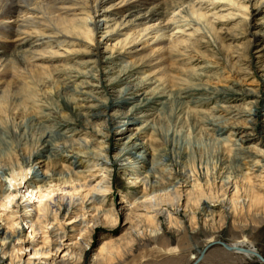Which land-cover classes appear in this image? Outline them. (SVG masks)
<instances>
[{
    "label": "rangeland",
    "instance_id": "obj_1",
    "mask_svg": "<svg viewBox=\"0 0 264 264\" xmlns=\"http://www.w3.org/2000/svg\"><path fill=\"white\" fill-rule=\"evenodd\" d=\"M210 2L211 4L207 2L202 6V12L208 11L207 14L214 12L216 16L224 15L225 18L233 15L228 14L232 12L229 4L222 1L210 0ZM113 4L115 5L116 2ZM248 11V16L241 13L236 18H223L220 22L214 23V30L220 31L221 38L227 39L222 41L223 49L220 55L213 48L212 43L204 38L205 36L200 37L193 32V28L185 27L184 22L167 26L169 29L167 35L174 37L172 36L175 33L174 28L181 27L184 29L185 37L181 39L183 44L181 47L176 48V51H168V56L165 54L163 57H158L160 53L150 55L155 51L154 46L132 55H130L131 50L138 51L141 48L140 45H136L131 50L113 48L111 52L116 38H112L107 43V49L102 55H100L101 52L84 55L81 52L82 48L76 46L77 43L49 53L44 52L42 46L37 47L44 62L29 65L34 71L32 75L36 73L41 79L46 78L48 72L55 73L61 69L81 73L91 71L93 64H86L85 61L99 60L112 53L113 63L100 67L107 68L106 71L111 68L104 79V85L114 83L110 86V92H104L99 85L96 89L90 88L91 92L90 89L86 90L90 92L89 95L92 93L90 98L100 100L99 102L115 98L118 91L122 89L140 85L142 78L146 75L153 74L155 80L161 79L166 82L163 92L168 94L170 91L173 101L168 100L166 94L163 98H153V94L150 93L151 88L143 86L139 94L137 93L142 97L127 106L112 110L119 115V121L123 122L128 118L135 120L136 124L122 137L113 134L111 130L108 141H101V144L98 139L94 141L92 135L96 131L104 134L105 131H101L103 126L109 128L104 117L87 120L89 121L87 124L84 121H78L74 111L70 113L69 107L65 102L59 101L57 94L48 93L52 84L56 87L53 82L58 81L56 85H59L65 72L55 73L53 79L45 81L47 85L44 88H38L23 66H10L13 68L11 77L4 83L13 85L17 92L15 97L22 107L11 110L10 106L11 109L0 110V166L11 162L9 165L13 166L15 174H21L20 171L23 173L21 175L27 174L20 157L35 160L37 154L34 153L42 149L41 140L44 132L42 125L46 128H44L45 131H51L63 138H70L73 143L69 144L75 150L79 141L92 145L95 152H99V147L112 149L107 154V160L109 164L112 162L115 164L113 169L115 176L112 178L104 175L103 167L92 159H89L90 161L87 159L81 169H76L75 165L79 164L80 159H77L74 165L71 159L60 160L57 156L58 152H55L52 155L53 160H46L50 156L46 149L42 151L48 174L57 173L61 170L60 166H64L62 172L71 171L77 175L54 177L53 185L56 186H51L47 190V192L53 191L47 202L49 206L47 213H29L25 218L24 214L30 211L27 209L32 206L36 208L37 204H27L29 191H25L24 181L21 182L20 177L16 178L13 188L19 193H12L14 196L17 195L16 199L12 200L8 206L5 204L7 208L0 209V225L4 230L23 228L18 239L25 242L22 244L14 242L3 248L0 247V264H18L20 261L30 260L36 251L43 256L37 255L36 260L29 261L30 264H193L205 246L213 242L228 245L242 243L245 248L254 250L264 259V173L263 177L249 176L250 181L245 183L237 178L240 189L245 190L251 187L252 192L238 197L237 201H232L233 203L230 202L232 206L229 211H223L224 208H209L212 214L207 213L208 216L205 217L201 212L204 208L196 203L197 197H195L196 193L200 192V194H221L218 192V176L219 164L222 162L224 165L221 168H224L223 171L226 174L230 172L227 175L231 178L245 173L243 167L233 168L234 165H231L236 148H233L230 143L231 140L240 137L241 134L235 136L234 126H245V117L219 114L218 109L227 111L234 108L238 114H243L251 108L249 98L223 95L221 88H231L235 92L247 87L253 89L260 97L258 120L264 122V79L259 72L260 68L264 67V7L259 9L256 16H253L250 8ZM246 20L253 25L248 31ZM134 30L132 28L131 33ZM97 33L100 31L95 34ZM186 36H189V39H186ZM253 36L256 42L249 47L247 41ZM50 42L53 40L43 39L38 44ZM69 50L73 53L76 50L75 56H66V51ZM254 52L259 55L256 61L251 56ZM145 56H149V59L140 62V58ZM119 57L122 59H118ZM123 57L126 59L123 60ZM130 62L136 64L135 70L130 69ZM82 80L84 79L67 80L68 86L78 85ZM234 83H236L235 86ZM3 87V84L0 85L1 93ZM90 98L87 97L88 101L85 100L89 102ZM150 99L152 100L148 104ZM94 104L97 102L87 103V105ZM2 105L8 107L4 103ZM141 105L143 107H140ZM53 106L60 109L63 119H58L55 114L50 113ZM213 117L218 118L221 125L209 129L205 126L204 120ZM36 124L41 125L38 127ZM220 127L228 128L220 129V131L218 129ZM136 129L139 131V137L135 143H148L153 150H156V152L153 151V154H156L154 156L156 161L169 162L173 165L172 169L175 172L185 177V181L190 186L193 185L194 192L191 199L186 197L187 194L182 193L176 195L175 200H171L172 197L161 193V188L165 191L167 184L161 169H157L155 174V177L157 175L159 178L156 177L153 181L143 184L146 170L141 165H129V161L115 160L120 147L124 145L128 137L135 134ZM76 131L78 133L74 134ZM252 134L253 142L243 145V148H249L252 152V149L264 150V145H260L264 143L262 134L257 132ZM52 144L60 149L62 141L56 140ZM121 165H125L124 172L121 171ZM31 172L26 176L28 186L32 188L45 170L36 165L33 177ZM155 185L159 191L157 194H151V189ZM153 195H157L155 202L160 205L156 208L158 215H153L149 210H146V213L141 211L137 213V218L135 217L137 221H131L132 227L124 226L126 221L118 212V204L146 207V204L142 203L147 202ZM226 199L228 200L229 197ZM32 201L33 198H31ZM187 201L191 202L186 203ZM62 208L65 209L58 210ZM67 208H70L68 214H66ZM103 212H112L114 218L107 217L104 221L101 219L104 216H102ZM8 217L11 219L7 220ZM97 218L100 220H96ZM73 220L77 222L69 230L66 224ZM35 221L43 223L42 228L33 235L34 238L27 239L30 233L28 227ZM197 264L261 263L253 257L248 260L241 253H229L220 246L214 245L205 251Z\"/></svg>",
    "mask_w": 264,
    "mask_h": 264
},
{
    "label": "bare ground",
    "instance_id": "obj_2",
    "mask_svg": "<svg viewBox=\"0 0 264 264\" xmlns=\"http://www.w3.org/2000/svg\"><path fill=\"white\" fill-rule=\"evenodd\" d=\"M212 1H222L223 3L229 4L228 6L232 8V12L230 11V13L228 14L232 13L233 15L225 18L224 15L216 16L214 12H211L210 14H207L208 11L202 12V6L207 2L211 4L210 0H0V85H4L2 93L0 91V102L8 105V107H5L2 105L3 103H0V110L4 111L6 108L11 109V107V110H17L19 107H22L20 102L17 101L15 97V93L17 92L15 91L13 85L4 83L7 78L11 77V70L13 69L10 67L11 65L18 67L23 66L27 73L33 78L38 88H44L47 85L45 81L53 79L55 73L63 71L65 73H63L64 77L62 81L58 83L59 85H56V82L58 81L53 82L56 87H54L52 84L51 90L48 93H52L54 95L57 94L59 101L61 100L62 102H65L69 107L68 109H70V113H73L74 111L75 118L78 121H84L87 124L90 120H95L101 117H104L106 119L109 128H105V126H103V128L101 127V131H105L104 134H102V132L100 131H96L94 133L92 132L94 141L98 139L100 141V144L102 143L101 141H108L109 132L111 130L113 134L119 137L124 136L125 132L130 130L136 124V121L128 118L124 119L123 122L119 121V115L113 113L112 110L127 106L128 104L135 102L138 98L142 97L141 94L138 95V92L143 86L151 88L150 93L153 94V98H163L166 94V98L173 101L174 98L173 95L170 94V91L168 94L167 92H163L166 86V82L162 81L161 79L155 80V76L153 74L146 75L142 78V83H140V85L122 89L118 91L115 98L104 99V102H99L100 100L97 101L95 100V98H90L89 96L92 93L90 95L89 93L91 92V89L98 88V85L104 90V92H107L109 91L110 86L114 84L112 82V84L108 83L104 85V79L108 76V71H110L111 68L108 71H106L107 68H100L113 63L112 53L107 57H101L99 60L93 59L92 61H85L84 63L86 64H93L92 68L90 69L91 71H83V73H81L79 71L77 72L68 69H61L56 71L55 73L48 72L46 78L41 79L36 73L32 75L34 71L33 68L29 65L31 63H42V61L44 60L40 51H37V47L42 46L44 52L49 53L53 50L63 49L66 47V45L77 43L76 46L82 48L81 52H83L84 55L98 54V52H101L100 55H102L107 49V43L111 41L112 38H116L115 42L112 45L111 52H113L115 48L122 50H131L136 47V45H140L141 48L138 51L131 50L130 55H132L138 54L141 52V50H146L149 47L154 46L155 51L151 52L150 55H153L154 53H160L158 57H163L165 54L168 56V53L171 50L176 51V48L181 47L183 45L181 39L185 37L184 29H181V27L174 28L175 33L174 35H172L174 37H171V35H167V32L169 30L167 26L169 24H176V22H184L186 23L184 25L185 27L193 28V32L199 34L200 37L205 36L204 38L212 43L213 48L220 55L221 49H223L222 41H225L227 39L226 37L221 38V32H216L214 30V23L220 22L221 20H223V18H236V16H240L241 13L248 16V8L251 9V13L253 14V16H256L259 12V9L264 7V0ZM115 2L116 4L114 5L113 3ZM242 3L243 5H241ZM179 19H181V21ZM251 26L253 25L249 23V20H246L247 31ZM132 28L135 29L133 33H131L130 31ZM97 31H100V33H97L98 35L95 34ZM43 39H52L53 42L45 43L43 45L38 44ZM186 39H189V36H186ZM254 42H256L254 36L247 41L249 47L252 45V43L254 44ZM75 52L73 53V51L71 50H69L68 52L66 51V56H75ZM251 56L253 60L256 61L259 55L257 52H254L253 54H251ZM118 59L122 58L119 57ZM125 59L126 58L123 57V60ZM148 59L149 56H145L144 58H140V62H142L143 60L146 61ZM84 63L81 62L82 65H84ZM130 66V69L133 70H135L134 68L137 67L136 64L132 62H130ZM259 72L262 73V79H264V67L260 68ZM75 73L76 75H74ZM72 78H78L79 80L80 78H83L84 80L78 83V85L72 84L71 86H68L69 83L67 82V80H70ZM235 85L236 83H234V86ZM87 89H90L89 93L86 92ZM93 93H95V91ZM221 93L223 95L229 96L238 95L241 96L242 99L249 98L248 100L251 108L243 112L244 115L241 113L238 114V111L236 112L234 108H230V110L227 111L221 110V108L218 109L219 114L224 113L225 115L232 114L245 117V126H239L240 128L238 126H234V128L236 129L235 136L237 137V135L241 134L240 137L230 141L231 146H233V148H236L234 151L233 159L231 161V165H234L233 168L243 167L245 173L243 175L238 174L237 177L231 178L230 175H227L230 172L226 174V172L223 171L224 168H221L224 163L222 162V164H219L220 168L218 176V192H221V194H200V192L196 193L195 195V197H197L196 203L202 205L204 208H202L203 210L201 212L203 213V215H205V217L208 216L207 213L212 214L209 208H224L222 209L223 211H229V208L232 206L231 203H233L234 200L237 201L238 197L247 195V192H252L251 187L245 188V190H243L244 188L240 189L238 186L237 178L242 179L245 183L246 181H250L249 176L259 175V177H263L264 173V150L252 149V152L249 151V148H243V145L253 142L254 136L252 132H257L260 135L262 134L264 138V122L258 120V101L260 100V97L250 87L239 89L238 92L231 90V88L229 89L227 87H222ZM87 97L90 98L89 102L96 101L97 104L87 105V103H89L87 102ZM151 100L152 99L148 101V104L151 102ZM16 104L19 105L16 106ZM140 107L143 106L141 105ZM110 112L112 113L110 114ZM50 113L55 114L58 119H63L62 114H60V109L56 106H53L51 108ZM220 123L221 121L218 118L214 117L210 119L206 118V120H204L205 126L209 129L216 128L218 125H221ZM40 125L41 124H36V126L38 127ZM41 127L44 131L41 140L42 149L40 150V152L34 153L35 155L37 154L35 156V160H31L30 158H26L23 156L20 157L21 164L26 169V173L28 174L32 171L31 177H33V170L36 165L39 168H44L45 170V173H43V175L37 180V183L33 185L32 188L28 186L29 182L27 180V174L21 175L23 174L22 171H20L21 174H15L13 166L9 165V163L11 162H7L6 164L0 166V209L3 207L7 208L5 207V204L8 206L12 200L16 199L17 195L14 196L12 195V193L19 192H17L13 187L14 183L16 182V178L20 177V181H24L23 186H26L25 191H29L27 193L30 194V196L28 195L27 197V204H37L36 208L35 206H32L27 209L30 211L24 214V218L27 217L29 213H47L49 208L47 202L50 199L51 192H53H47V190L51 186H56L53 185L55 182L54 177H56L57 175H64L66 177L71 175L75 177L77 175L75 173H71V171L69 173L62 172L64 166H60L61 170H59V172H52L48 174L47 168L43 161L44 157H42L41 154V152L45 149L50 156L47 157L46 160H53L52 155L55 154V152H58L57 156L60 160L71 159L73 160L72 163L74 165L77 163L76 160L80 159L79 164L75 165V168L81 169L84 165V161H86L87 159L88 161H90L89 159H92L93 161L99 162V166L103 167L102 172L104 175L112 178L115 176L113 174L115 171L113 170L115 164L113 162L112 164H109L107 160V154L112 149L108 147H99V152H95L92 145L89 146L86 145L85 142L79 141L80 143L78 144L74 142L77 145V149L75 150L69 144L73 143L70 138L68 139L63 138V136L55 135L51 131H45L46 128L44 126L41 125ZM224 128L227 129L228 127H220L218 129L223 130ZM243 130H247L248 132H245ZM138 132V129H136L135 134L127 138V141L118 150L117 155L115 156L117 157V159L115 160H117L118 162L129 161V165H141V167L146 170L144 172L143 184L156 179L157 175L155 177V174H157V169H161L167 183L166 186L162 184L163 186H165V191L161 188V193L168 195V197H172L173 199L171 200H175L176 195L178 196V194L182 193L187 194L186 197H189L191 199V196H193L194 192L193 185L190 186L189 183L185 181V177L175 172L172 169L173 165L169 162H159L158 160L156 161L154 157L156 156V154H153V151L156 152V150H153L148 143H135V140H137V138L139 137ZM76 133L78 132L76 131L74 134ZM60 139L62 141V145L61 148L58 149L59 147L53 145L52 143ZM260 145L263 146L264 143H261ZM236 165H238V167ZM121 166V171L124 172L125 165ZM108 169H111L112 171ZM156 186L157 185L153 186V188L151 189V194H157V191H159ZM187 190L189 191L186 192ZM156 197L157 195H153L148 201L146 200L147 202L144 201L142 204H146V207H137L135 205L126 206L121 203L118 204V212L121 213L122 217H124L126 221V223H124V226L132 227L133 225H131V221H137L135 217L137 218L138 212L142 211L146 213V210H149L152 211L153 215L159 213L156 208L160 207V205L155 202ZM227 197H229L228 200L226 199ZM31 198H33L32 202ZM35 199L37 201H35ZM190 202L187 201L186 203ZM251 205L252 204H250V206ZM64 209L65 208L58 210L61 211ZM67 209L68 210H66V214L70 212V208ZM102 216L103 218L101 217V219H103L104 221L107 217H109V219L114 218V214H112V212H103ZM9 219L11 218L8 217L7 220ZM96 220H100V218H97ZM75 222L77 221L73 220L66 224L69 230L72 229V225ZM41 224L43 223H40L38 221L30 223L28 227L30 229V233L26 238H34L33 235L37 231H40V229L42 228ZM22 229L23 228H17V230H4L0 225V247L3 248L4 246H8L14 242H16V244H22L23 242H25H21L18 239ZM235 245L241 248H245L242 243ZM39 254V251H36L33 254V257L30 258V260H36L37 255ZM41 256L43 255L40 254V257ZM242 256L248 260H251L252 258L248 254H242ZM30 260L27 259L24 262L20 261L18 264H30Z\"/></svg>",
    "mask_w": 264,
    "mask_h": 264
},
{
    "label": "water",
    "instance_id": "obj_3",
    "mask_svg": "<svg viewBox=\"0 0 264 264\" xmlns=\"http://www.w3.org/2000/svg\"><path fill=\"white\" fill-rule=\"evenodd\" d=\"M214 245L220 246L221 248H223V250H225L226 252H229V253L248 254L251 257L255 258L258 263L264 264V259H262L254 250L249 249V248L248 249L247 248H241V247H238L236 245H228V244H225L222 242H213V243L206 245L205 248L200 253V256L198 257V259L193 264H197L202 259L205 251L209 247L214 246Z\"/></svg>",
    "mask_w": 264,
    "mask_h": 264
}]
</instances>
